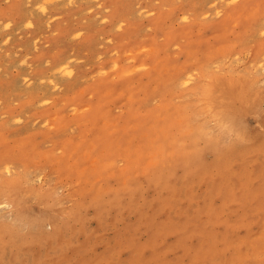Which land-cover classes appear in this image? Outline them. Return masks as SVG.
<instances>
[{"label":"rangeland","instance_id":"obj_1","mask_svg":"<svg viewBox=\"0 0 264 264\" xmlns=\"http://www.w3.org/2000/svg\"><path fill=\"white\" fill-rule=\"evenodd\" d=\"M0 264H264V0H0Z\"/></svg>","mask_w":264,"mask_h":264},{"label":"bare ground","instance_id":"obj_2","mask_svg":"<svg viewBox=\"0 0 264 264\" xmlns=\"http://www.w3.org/2000/svg\"><path fill=\"white\" fill-rule=\"evenodd\" d=\"M230 88H231V87H230ZM232 89H233V87H232ZM234 90H235V89H234ZM242 91H244V90H242ZM242 91H241V92H242ZM237 93H238V92H237ZM243 93L245 94V92H243ZM233 95L235 96V94H233ZM239 95H240V94H239ZM239 95H238V96H239ZM245 95H246V94H245ZM227 96H228V95H227ZM229 97H231V96H229ZM236 97H237V96H236ZM225 98H226V97H225ZM227 98H228V97H227ZM239 98H240V101H242V100H241L242 96L239 97ZM232 99H233V98H232ZM235 99H236V98H235ZM237 99H238V98H237ZM244 99H245V98H244ZM244 99H243V100H244ZM245 102H246V99H245ZM227 103H228V102H227ZM249 103H250V102H249ZM229 104H230V103H229ZM243 105H244V104H243ZM226 106H227V104H226ZM233 106H234V105H233ZM246 106H247V105H246ZM248 107L250 108L251 105L248 106ZM215 108H216V107H215ZM215 108H214V109H215ZM233 108H234V107H233ZM240 108H241V107H240ZM226 109H228V108H226ZM229 109H230V108H229ZM235 109H236V108H235ZM237 109H238V108H237ZM233 111H234V110H233ZM238 111H240V110H238ZM212 112H214V111H212ZM219 112H220V111H219ZM227 112H228V111H227ZM217 113H218V111H217ZM221 113L224 114V113H226V112H224V113H223V112H220V115H221ZM228 113H229V112H228ZM243 113H244V112H243ZM232 114H233V113H232ZM239 114H240V113H239ZM215 115H216V114H215ZM224 115H225V114H224ZM224 115H223V116H224ZM230 115H231V114H230ZM236 115H237V114H236ZM221 116H222V115H221ZM227 116H228V115H227ZM227 116H226V117H227ZM244 116H245V115H244ZM244 116H243V117H244ZM213 117H214V116H213ZM215 117H216V116H215ZM230 117H232V115H231ZM234 117H235V115H234ZM216 118H217V117H216ZM216 118H214V119H216ZM218 118H219V116H218ZM221 118H222V117H221ZM221 118H219V120H221ZM227 118H228V117H227ZM227 118H225V119L228 120ZM222 119L224 120V117H223ZM237 119H238V118H237ZM216 120H217V119H216ZM219 120H218V121H219ZM229 120H230V119H229ZM229 120H228V121H229ZM238 121H239V120H238ZM223 122H224V121H223ZM223 122H222V123H223ZM222 123H221L220 125H222ZM236 123H237V122H236ZM227 124H228V123H227ZM217 125H218V123H217ZM220 125H219V127H221ZM228 125H229V124H228ZM228 125L226 126V130H227ZM229 126H230V125H229ZM223 127H224V126H223ZM223 127H221V128H223ZM223 129H224V128H223ZM228 129H229V127H228ZM237 130H238V128H237ZM220 131H222V130H220ZM234 131H235V130H233V132H234ZM238 131H240V130H238ZM243 131H244V130H243ZM223 132H224V131H223ZM230 132H231V129H230ZM221 133H222V132H221ZM228 133H229V132H228ZM226 134H227V133H226ZM248 134H249V133H248ZM230 135H231V134H230ZM239 135H241V133H240ZM239 135H238V136H239ZM205 137H206V136H205ZM211 140H212V139H211Z\"/></svg>","mask_w":264,"mask_h":264}]
</instances>
